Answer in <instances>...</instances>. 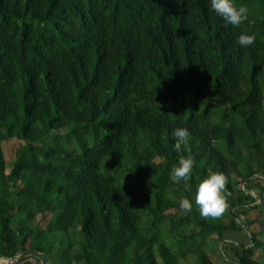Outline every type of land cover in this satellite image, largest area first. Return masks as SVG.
Returning a JSON list of instances; mask_svg holds the SVG:
<instances>
[{"label":"trees","instance_id":"obj_1","mask_svg":"<svg viewBox=\"0 0 264 264\" xmlns=\"http://www.w3.org/2000/svg\"><path fill=\"white\" fill-rule=\"evenodd\" d=\"M233 2L249 10L238 27L207 0H0V257L264 264V0ZM179 155L189 185L226 176L219 217L170 181Z\"/></svg>","mask_w":264,"mask_h":264},{"label":"clouds","instance_id":"obj_2","mask_svg":"<svg viewBox=\"0 0 264 264\" xmlns=\"http://www.w3.org/2000/svg\"><path fill=\"white\" fill-rule=\"evenodd\" d=\"M207 4L209 9L220 17L225 25L238 27L248 19V8L242 4H235L233 0H207ZM255 39L254 34L240 32L235 37V43L246 48L251 46ZM171 135L175 138V143L171 145V148L179 154L181 153V146L189 137V132L185 127H176L172 130ZM193 167L194 160L190 155H179L178 162L170 168V181L173 184L184 183L202 217H219L226 207V176L218 170H210L201 180L189 185L188 181ZM180 207L190 209L191 203L187 199L181 200Z\"/></svg>","mask_w":264,"mask_h":264},{"label":"rangeland","instance_id":"obj_3","mask_svg":"<svg viewBox=\"0 0 264 264\" xmlns=\"http://www.w3.org/2000/svg\"><path fill=\"white\" fill-rule=\"evenodd\" d=\"M23 142L19 141L17 139H8V140H4L1 143L2 146V150H3V154H4V159L7 162V164H9L13 159H14V152L16 150V148L21 145ZM155 161H160V159L155 158ZM250 193L252 194H256L257 191L256 190H251ZM176 211L175 209L170 210V212H174ZM256 215V211L252 210L251 213H249V215L247 216L249 219H254ZM50 218V214H45V215H38L37 216V220L39 221L41 227H44V225L48 222ZM259 223H255L251 229H258ZM0 264H4V260H0Z\"/></svg>","mask_w":264,"mask_h":264},{"label":"water","instance_id":"obj_4","mask_svg":"<svg viewBox=\"0 0 264 264\" xmlns=\"http://www.w3.org/2000/svg\"><path fill=\"white\" fill-rule=\"evenodd\" d=\"M29 257L38 259L39 264H49L50 262V259L46 253L35 252L31 250H27L22 253H19L14 258L0 257V260H4L6 262L5 264H16Z\"/></svg>","mask_w":264,"mask_h":264},{"label":"crops","instance_id":"obj_5","mask_svg":"<svg viewBox=\"0 0 264 264\" xmlns=\"http://www.w3.org/2000/svg\"><path fill=\"white\" fill-rule=\"evenodd\" d=\"M249 213H251V212H249ZM233 238L236 241L245 242L246 241V233L245 232H241L240 234H238L237 236H234Z\"/></svg>","mask_w":264,"mask_h":264}]
</instances>
